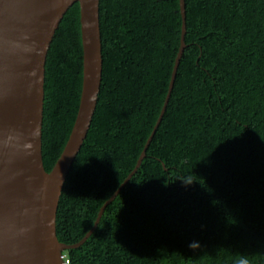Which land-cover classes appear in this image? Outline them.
I'll return each instance as SVG.
<instances>
[{"label":"trees","instance_id":"trees-1","mask_svg":"<svg viewBox=\"0 0 264 264\" xmlns=\"http://www.w3.org/2000/svg\"><path fill=\"white\" fill-rule=\"evenodd\" d=\"M186 48L146 157L68 264H264V0H185ZM180 0H100L103 75L67 176L57 237L81 243L135 170L181 47ZM80 6L51 44L43 161L70 138L83 89Z\"/></svg>","mask_w":264,"mask_h":264},{"label":"water","instance_id":"water-1","mask_svg":"<svg viewBox=\"0 0 264 264\" xmlns=\"http://www.w3.org/2000/svg\"><path fill=\"white\" fill-rule=\"evenodd\" d=\"M78 3L83 46L79 112L51 172L43 161L46 63L55 34ZM181 47L169 93L137 166L76 245L57 237V212L67 176L97 109L103 75L100 0H0V264H65L64 253L95 232L106 210L140 168L170 100L186 44V3L180 0Z\"/></svg>","mask_w":264,"mask_h":264},{"label":"clouds","instance_id":"clouds-1","mask_svg":"<svg viewBox=\"0 0 264 264\" xmlns=\"http://www.w3.org/2000/svg\"><path fill=\"white\" fill-rule=\"evenodd\" d=\"M64 262H65V264H67V263H68L67 261H65V257H64ZM242 264H244V262H242Z\"/></svg>","mask_w":264,"mask_h":264},{"label":"built area","instance_id":"built-area-1","mask_svg":"<svg viewBox=\"0 0 264 264\" xmlns=\"http://www.w3.org/2000/svg\"><path fill=\"white\" fill-rule=\"evenodd\" d=\"M68 264V263H67Z\"/></svg>","mask_w":264,"mask_h":264}]
</instances>
